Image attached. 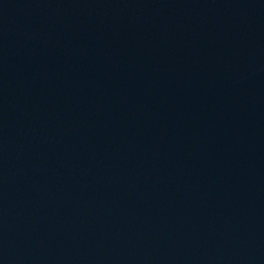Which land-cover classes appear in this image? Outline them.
Returning <instances> with one entry per match:
<instances>
[{
	"label": "water",
	"instance_id": "1",
	"mask_svg": "<svg viewBox=\"0 0 264 264\" xmlns=\"http://www.w3.org/2000/svg\"><path fill=\"white\" fill-rule=\"evenodd\" d=\"M0 264H264V0H0Z\"/></svg>",
	"mask_w": 264,
	"mask_h": 264
}]
</instances>
